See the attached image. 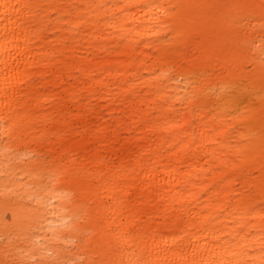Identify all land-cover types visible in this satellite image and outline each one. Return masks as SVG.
<instances>
[{
    "label": "bare ground",
    "instance_id": "1",
    "mask_svg": "<svg viewBox=\"0 0 264 264\" xmlns=\"http://www.w3.org/2000/svg\"><path fill=\"white\" fill-rule=\"evenodd\" d=\"M219 2L0 0V264H264V0Z\"/></svg>",
    "mask_w": 264,
    "mask_h": 264
},
{
    "label": "rangeland",
    "instance_id": "2",
    "mask_svg": "<svg viewBox=\"0 0 264 264\" xmlns=\"http://www.w3.org/2000/svg\"><path fill=\"white\" fill-rule=\"evenodd\" d=\"M219 1H220L219 4H221L223 9H228L227 13L229 15H228L227 19H231L234 21L233 26H238L239 29L244 28V27H242V24L240 22L238 11H239V7H243L245 5V4H242L245 0H219ZM234 9L236 10V12L234 11ZM247 69L250 70L251 67L247 66ZM45 79H48V78L45 77ZM34 82L40 86L41 85L40 83L43 82V78L34 80ZM66 85H67V83H66ZM47 88L49 90L51 88H53L52 91H54L55 93H58V95L61 94V92L63 90V86H56V87L47 86ZM69 89L77 95L78 100L80 102H82V103L88 102L89 103V107L91 108V110L89 111V118L91 119V121L96 122L97 118H102L107 123L113 124V122H114L113 119L108 115L106 110L103 108V106L105 105V102L98 99L97 96H92V97L88 96L83 91H79L77 88H75L73 86H69ZM60 102H61V97H60V100H58V103H60ZM255 107L258 108L259 106L255 105ZM47 109H50V107H47ZM62 109H63V107H61V110ZM73 113H75V112H73ZM104 144H107V139L104 141ZM115 145L118 146V144H115ZM103 148H104V146H103ZM12 221H17L16 224H20L21 220H19V218H11L10 212L6 211L4 214V218H0V225L2 224V222H6L9 225V228L13 229ZM6 239L7 240L8 239L14 240V237L12 234H9L7 236H6V234L0 235V241L1 242H5ZM10 261L13 264H20V263H18L19 258L15 257V256H12L10 258Z\"/></svg>",
    "mask_w": 264,
    "mask_h": 264
}]
</instances>
